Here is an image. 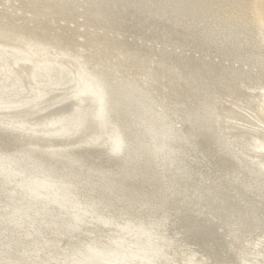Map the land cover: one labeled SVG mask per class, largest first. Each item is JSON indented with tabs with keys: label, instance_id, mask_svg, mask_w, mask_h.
Segmentation results:
<instances>
[{
	"label": "bare ground",
	"instance_id": "bare-ground-1",
	"mask_svg": "<svg viewBox=\"0 0 264 264\" xmlns=\"http://www.w3.org/2000/svg\"><path fill=\"white\" fill-rule=\"evenodd\" d=\"M1 250L264 264V0H0Z\"/></svg>",
	"mask_w": 264,
	"mask_h": 264
},
{
	"label": "water",
	"instance_id": "water-1",
	"mask_svg": "<svg viewBox=\"0 0 264 264\" xmlns=\"http://www.w3.org/2000/svg\"><path fill=\"white\" fill-rule=\"evenodd\" d=\"M81 96V95H80ZM45 101H46V104H45ZM52 102V101H51ZM50 101L49 102H47V100H44L43 102H42V104L40 105V106H43V108H42V110L40 111L41 113L42 112H46L47 110H49L53 105H48L49 103H51ZM55 104H60L59 102H57V103H54V105ZM109 107H110V104H109V102H108V100H107V97H105L104 98V101H103V104H102V111H103V116H102V118L101 119H106V122H107V124L110 126V122H109V120H108V118H110V117H112V115L111 114H108V109H109ZM39 112V113H40ZM38 113V114H39ZM113 113V112H112ZM118 120H120L119 118H118ZM121 121V120H120ZM118 130V129H117ZM121 132H120V134H118V132H117V135H118V139H119V143H120V148H118V147H116V149L118 150L117 151V154H115L116 156H119L120 154H124V153H126L127 155H128V149L130 148V147H132V145H131V134L129 133V131H128V128L127 127H124L123 128V130L121 129L120 130ZM72 136H75V135H72ZM64 138H66L67 140L69 139V138H71V136L70 135H68V134H64L63 136H61L60 134H59V136L58 137H56L54 140H59V139H64ZM50 142V141H49ZM34 143H36V142H34ZM132 143L134 144V142H133V140H132ZM56 148H62V147H58V146H56ZM58 154H56V153H54L52 156H55V157H58L59 159L60 158H62L63 157V154L62 153H60V152H57ZM143 153L144 152H139V155L140 156H143ZM66 155H69V157H70V159L71 160H74L75 162H81L83 159H85L86 161H87V158H91V157H89V156H87V153L86 154H84V155H81V156H78V155H76V153L75 152H71V153H66ZM144 155H145V153H144ZM171 160H173L172 158H170ZM140 160H138L137 162H139ZM136 162V163H137ZM49 166V165H48ZM49 168H52V167H49ZM13 173H17V174H20V173H24L25 174V172H28V170H18V169H15V168H13V171H12ZM35 198H38V197H35ZM42 198V197H41ZM29 200V199H28ZM38 200H40V199H38ZM22 202H24V200H22ZM27 202V201H26ZM35 202V201H34ZM33 206H35V205H32L31 207H33ZM38 206H40V208H42L41 209V211H44V210H47L48 211V209L49 210H51V208H53V207H50L49 206V204H45V205H43L42 204V206L41 205H38ZM7 208H9V207H11V205L10 206H6ZM20 207L22 208L23 206L22 205H20ZM36 207H37V205H36ZM57 207V206H56ZM12 208V207H11ZM38 208V207H37ZM3 244H5V242L3 243ZM155 247H156V245H155ZM3 248H6V249H10V250H14V249H17V246H15V244H9L8 246H6V247H3ZM156 250H158L157 252L158 253H160L161 254V252L159 251V249H157V248H155ZM160 249H161V247H160ZM2 250H1V252H0V264H3L2 263ZM13 259H15V258H13ZM37 259V258H36ZM17 261V260H16ZM16 261H14V263L16 264ZM35 264H37V263H35Z\"/></svg>",
	"mask_w": 264,
	"mask_h": 264
}]
</instances>
